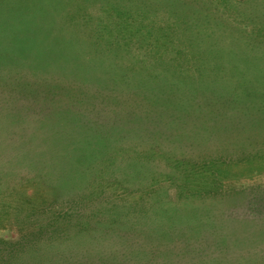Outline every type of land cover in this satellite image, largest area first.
Instances as JSON below:
<instances>
[{
	"label": "rangeland",
	"instance_id": "374dc122",
	"mask_svg": "<svg viewBox=\"0 0 264 264\" xmlns=\"http://www.w3.org/2000/svg\"><path fill=\"white\" fill-rule=\"evenodd\" d=\"M202 36L259 57L241 81L264 90V0H0V264H264V116L224 106L240 75ZM96 132L107 155L71 182L57 155Z\"/></svg>",
	"mask_w": 264,
	"mask_h": 264
},
{
	"label": "trees",
	"instance_id": "16d2710c",
	"mask_svg": "<svg viewBox=\"0 0 264 264\" xmlns=\"http://www.w3.org/2000/svg\"><path fill=\"white\" fill-rule=\"evenodd\" d=\"M40 1L44 2V0H40ZM50 1H53V0H50ZM134 8H136V10H134ZM134 8H133L134 12H137L138 8L137 7H134ZM126 11H121L123 15H121L120 18L125 19L126 21H129L128 20L129 16L127 15ZM153 17H156V16L154 15ZM133 20L138 21L141 24L147 20L150 21L151 18L148 19L147 17H144V15H136V18ZM143 27H144L143 24H141L139 26L140 29H142ZM120 28H123V27L120 26ZM125 28L122 29L121 31H117V34H118V35H116V36H118L117 45H119V40L123 39L121 35L126 36L128 34V33H125L126 32ZM190 37L195 39L193 37V35H190L189 40H191ZM203 37L204 36H202L200 38L202 39ZM205 42H206L205 38H203L201 40V43H200V49L201 50H207L206 51L207 59L210 63H213L216 65L217 72H220V71L224 72L226 67L233 66L234 69H236L235 70L236 75H240L239 77H237L235 79V82H236V93L235 94H236V97L238 99H234V101H231L230 103H228V102L224 103L223 102L224 106L226 108H230L233 112H236V113H242L243 114L246 111H251V112L255 111V112H260L261 115L264 116V90H261L260 92H258L257 85H249L248 84L249 86H244L246 84V82L241 81L242 80V69H243V73L245 72V73H247V75L248 74L252 75L251 78H256L259 76V73L257 72V70H258V67L260 64V62H259L260 58L256 57V56L253 58V57H249L248 55H247V57H249V58H247V59L240 57L237 53L232 52L233 50L229 49L228 47H225L223 50H217L216 46L218 44L213 43L212 41L211 42L213 44H211V42L208 43L209 41H207V45L205 48L204 47ZM254 47L257 48V46H254ZM235 48L236 47H234V49ZM255 48H251L250 52H254L253 50H256ZM242 49H244V47ZM193 55H194L193 53L190 54V56H193ZM201 64H205V63H201ZM240 71H241V73H240ZM225 74H226V72H225ZM247 75L243 78L248 79L249 77ZM225 78H228V77H225ZM221 80H222V83L225 82V79H221ZM195 93H193L192 90H188V92H187V94H190L188 96L189 98H191L193 96V94H195ZM261 100H262V102H261ZM221 101L222 100H219L218 102H221ZM179 103L180 102L178 100V104ZM254 103H255L256 108H254V105H253ZM178 104L173 103V105L175 107H178L177 106ZM218 108L225 110L224 107H222V106H218ZM247 113L248 112H246V114ZM224 114H225V117H228V113H224ZM248 116H249V118L247 117L246 119H248V120L251 119L253 121V123H255L254 114L249 113ZM233 121H235V120H233ZM252 125H256V124H252ZM108 137H110L108 132H100V133L96 132L92 135L89 134V136H87L85 138V140L82 141L83 143L79 142L78 143V145L80 144L79 146L77 145L76 147L72 148L73 151L70 154L64 155L61 152L59 155H57L59 157V160H60L57 169L62 174V176L63 175L66 176V174H69L72 172L71 174L73 176L71 178V182H73L78 174L84 175V174L92 172V169L96 168V165L98 163H100V161H103L105 159V156L107 155V151H106L107 148L103 142L107 141ZM194 142H196V141H194ZM103 145H104L103 148L99 147V146H103ZM63 146L64 147H61V150H63V152H65L67 150V147L65 145H63ZM130 173H133V172H130ZM125 215L127 216V220L125 221L126 222L125 225H126L127 223H129L131 221V219L128 218V213H126ZM143 217H145V216H143ZM143 217L141 218V224L143 227H145L147 225V223H145ZM107 224H108L107 225L108 226L107 231L112 232V231H114V229L122 226L123 222H122V220L119 221V219L116 218V216L113 213H111L110 220L108 221ZM174 224H175V221H174ZM101 231L102 230L94 228L93 232H91V234H89V237L94 238V240H96V239L99 240L100 238H102L101 237ZM2 261H4V260H2Z\"/></svg>",
	"mask_w": 264,
	"mask_h": 264
},
{
	"label": "crops",
	"instance_id": "0c3cea01",
	"mask_svg": "<svg viewBox=\"0 0 264 264\" xmlns=\"http://www.w3.org/2000/svg\"><path fill=\"white\" fill-rule=\"evenodd\" d=\"M260 176V175H259ZM202 177H205V174L202 175ZM253 177V176H252ZM255 179L254 178H251V179H248V180H253ZM226 187V185H225ZM205 192V191H204ZM222 192V201L225 205V211H227V200L230 198L227 199V194L230 192V191H226L225 188H223V190L221 191ZM208 195H210V193H208ZM207 196V195H206ZM211 197H214V194L213 195H210ZM194 204V203H193ZM186 210V211H185ZM211 209L208 210L204 205H197L195 204L194 206L191 207H187L185 208L182 212H185V214H188L189 217H187V220L185 217H182L181 219L183 220H186V221H189V225H190V231H191V234L194 235L195 237L197 236H200L198 238V240L201 237V233H207L209 236V238H211V236H215V233L210 235L211 234V222H213L214 220V216L213 214H211ZM224 211V210H223ZM187 212V213H186ZM213 212V211H212ZM228 219H221V223L223 225V227L219 230H221L217 235L219 237V240L220 241H227L228 240V235H229V232L226 231L227 230V221ZM178 222H181V220H179ZM171 224H174V222H172ZM215 238H217L215 236Z\"/></svg>",
	"mask_w": 264,
	"mask_h": 264
}]
</instances>
